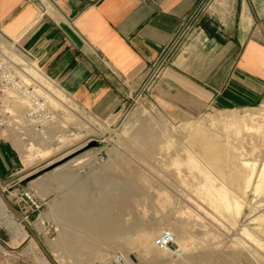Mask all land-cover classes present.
<instances>
[{
	"label": "rangeland",
	"instance_id": "1",
	"mask_svg": "<svg viewBox=\"0 0 264 264\" xmlns=\"http://www.w3.org/2000/svg\"><path fill=\"white\" fill-rule=\"evenodd\" d=\"M9 47L14 50L12 60L20 65L15 70L17 73H23V70L28 68L26 62L32 61L10 43ZM0 49L3 51L1 46ZM13 55L19 56V59ZM157 81L148 92L134 97L131 104L108 120L94 117L66 95L67 103L64 102L63 107L56 112L57 117L65 124H61L49 142L42 146L37 143L30 149L29 140H22L19 133L9 131L8 139L14 143L18 153L19 175L16 180L6 183L0 180V194L5 190L4 197L27 219L24 223L11 209L8 211L7 215H13L18 223L16 231L15 227H10L6 212L0 207V264H54L50 257L56 264H78L79 258L70 259L57 246L59 242L56 241L60 238L64 223L56 219L54 213L57 210H54V206L58 209L67 201L68 194L79 186L85 187V192L90 198L86 202L94 203L105 193L107 186L115 184L112 182L116 179L120 181L122 177V184L124 181L132 182L139 189L134 192L138 197L134 195L135 198L129 201L126 207L128 209L123 213L124 221L128 222L127 226H135L133 229L129 226V231L116 240L104 243L95 241V245L83 251L80 260L83 264H111L113 255L118 253L130 254L131 264H141L143 257L152 255L172 260L164 264H261L256 255L258 252L264 257V250L260 246L257 247L255 241L247 238L243 231L244 228L249 229L255 238L264 242V234L260 229L262 227L259 226L261 223L253 221L264 211V206H260L264 203V189L256 192L257 194L254 193V188L249 189L246 194L242 189L246 176L252 171L250 165L248 167L244 162L258 163L259 170L264 166V111L259 119L262 125L260 129L244 130L240 135H236L233 129L227 128L226 123L231 121L228 115L237 112L243 116L246 111L258 108L264 101L243 109L210 110L187 118L175 113L169 105L159 104L150 98ZM149 116L162 124L169 123V128H173L174 124L177 127L188 122L201 124L209 134L216 137L222 148V162L219 168H211L210 171L213 177L219 179L216 180L218 185L225 184L231 189L233 196L246 195L248 202L237 220L224 218L198 195L203 178L197 170L193 171L186 165H182V168L173 165V149L168 147V150L165 145L168 144V137L161 136L158 141L154 140L153 153L146 152V148L141 146L145 140L135 134L142 124L151 122ZM224 126L225 130H230L225 132ZM182 129H172L171 133L180 134L181 138L178 135L174 140L179 145L180 158L184 159L183 149L188 147L189 143L187 130ZM93 143L95 146H91ZM42 148H50V153L41 154ZM143 148L145 153L142 152ZM195 150L198 154L201 151L199 147H195ZM200 158L204 164L206 160ZM62 172L70 173V182H63L62 176L60 177ZM102 172L107 175L104 176ZM127 176L136 177L128 181ZM26 190L31 191L43 203L41 210L35 212L22 201V193ZM166 194L171 198L170 207L169 204L165 205ZM170 229H185L193 237L186 248L179 246L183 250L181 256L159 251L154 245V239L164 231H171ZM149 233H152L153 237L147 245L138 243V240L146 239ZM132 241H137L133 247L130 245ZM239 242L248 244L249 246L245 245L248 248L244 249ZM62 254L66 256L61 258Z\"/></svg>",
	"mask_w": 264,
	"mask_h": 264
},
{
	"label": "crops",
	"instance_id": "2",
	"mask_svg": "<svg viewBox=\"0 0 264 264\" xmlns=\"http://www.w3.org/2000/svg\"><path fill=\"white\" fill-rule=\"evenodd\" d=\"M179 34L153 101L187 118L264 101V0H0V39L100 120L132 103ZM8 138L0 133L5 183L19 175Z\"/></svg>",
	"mask_w": 264,
	"mask_h": 264
},
{
	"label": "bare ground",
	"instance_id": "3",
	"mask_svg": "<svg viewBox=\"0 0 264 264\" xmlns=\"http://www.w3.org/2000/svg\"><path fill=\"white\" fill-rule=\"evenodd\" d=\"M9 43H10V45H12L13 48L16 49L14 42H9L6 40H1L0 46L3 49V53L5 52L6 53L5 55L10 60H12V54L14 53V50L10 49ZM10 54H11V56H10ZM13 56L16 57L17 59H19V56H17V55H13ZM26 64L28 65V68L25 71L32 74L37 80H39L42 84H44L52 92L51 94L48 95V102L52 106V108H54V110H53L54 119H53L52 126L48 130V136L46 139L39 137L31 129L24 127V125H22L21 122H20L21 125L18 124L13 128H7V129L3 130L2 133L8 134L9 131H14L15 133H19L18 135L21 136L20 139L29 140V142H30L29 146H30V149H32L34 147V145L37 143L39 144V146H42V145L48 143L50 138L54 134V132H56L59 129L60 125L65 124L62 120H60L57 117L56 112L61 107H63L64 102H66L67 99H66V93H64L59 87L57 88L56 84H54L51 80H49L43 74V72L40 70L41 67L39 68V66L37 65L38 63L32 61V62H28V63L26 62ZM17 74L21 78H23L24 80L29 81V79L26 77V75L24 73L18 72ZM27 106H28V102L26 100L17 98L15 95H13L11 93H9L8 96L6 97V110L13 115H20V117H21L25 113ZM262 111H264V103L261 104V106H259L258 108H254L249 112L246 111V114L243 116L238 114L237 112H234L230 116L229 115L227 116L229 118V120H231L230 122L226 123L227 128L233 129L234 132L236 133V135H240L244 130H253L256 128L260 129V128H262V125L260 124L259 119L262 118V115H263L261 113ZM17 118H18V116H17ZM151 119H150V121H151L150 123L142 124L139 127V129L137 130V133L135 134V135L139 136V138L141 137L142 139L145 140L143 142V144H141V146L146 148L145 149L146 152H148L150 154L153 153L154 147H155L153 144L154 140L159 139V137H161V136L168 137L169 138L167 141L168 144H165V145H166L167 149H168V147H169V149L170 148L173 149L172 150V152H173V156H172L173 165H175L176 167H181V168H182V165H186L189 169H191L193 171L195 169L199 172V174H201L203 180L200 183L201 186L199 188L200 190H198V193H199L198 195H200L201 198L205 199L207 201V203H209L210 207H212L213 210H215V212H218L221 216H224V218H227L230 221L232 218L235 221L236 218L241 216L245 210V207L248 204V202L246 201V195L242 196V197L231 195L232 194V192L230 191L231 189L229 190V188H227V186L223 183L218 185L216 183V180H219V179H216L217 178L216 176L213 177L212 172L210 171L211 168H219L221 165V162H222V157H221V153H220V152H222V148H221V144L216 139V137L213 136L212 134H209L207 132V129L204 126H202L201 124L197 125V124H194L192 122H188L183 126L179 125L177 127L175 126V124L174 125L172 124L173 128H169V126H168L169 123L166 124V122H165V124H162V123L156 121V119H152V120ZM71 121H74V120H71ZM134 127H135V125H134ZM182 127H183V129L187 130V140L189 143L188 147H185L184 149L182 148L185 153H183L181 151L183 154H185L184 159L180 158V154H179L180 148L178 149L179 145L176 142V140H174V139H177L178 135H179L178 137H180V134L178 133V135H176V134L171 133V132H173L172 129L173 130H175L177 128L182 129ZM225 127L226 126H224V130H225ZM226 130H225V132L229 131L228 129H226ZM180 140H182V139H180ZM182 143H183V141H182ZM184 143L186 144L185 141H184ZM138 146H139V144H138ZM181 146H183V145L181 144ZM195 147H199L201 149L199 154L195 150ZM141 148H140V150H141ZM144 148L142 149V152H143ZM40 153L43 155L48 154V153H50V148H42L40 150ZM143 153H145V152H143ZM200 157H202L204 160H206V162L204 164L201 163ZM28 162H29V159H27V163ZM257 164L258 163H253V162L251 164V163H248V161L244 162V165H246L248 167L250 165V167L252 169V171L250 170L251 173L248 174L245 178L244 188L242 189L245 194L251 188L255 189L254 193H256V192L259 193V191L261 192V190L264 189V166H261L262 169L259 170V169H257L258 168ZM107 169H108V167H107ZM112 170L114 171L115 169L112 168ZM112 170H111V172H112ZM106 171L107 170H105V172ZM193 171H191V172H193ZM108 172H109V170H108ZM122 173L123 172H121V174ZM123 174H125V173H123ZM103 175H104V173H103ZM105 175H107V174L105 173ZM125 175H127V174H125ZM61 176H62L63 182L64 181L70 182L72 179L70 173H68V172H62L60 174V177ZM117 176H118V174H117ZM109 177H111V175ZM127 177H129V176H127ZM127 177H126V179L128 181H130L132 178L134 179V177H136V176H133L132 178L129 177L130 179ZM105 179L107 180V178H105ZM122 179H123V177H122ZM122 179H120V181L116 179L115 182L114 181L112 182L115 184H112L109 187L107 186V188H106L107 191L105 190V193L102 194L101 198L94 203L90 204L89 202H86L90 198H88V195L85 192V187L79 188L80 187L79 186L77 190H74L68 194L69 196H68L67 201H65V203L61 202L62 204L60 203L61 206H59L58 209L55 208L57 206H54V210L55 211L57 210V211L54 213L52 210V212L55 214L56 219L59 222L64 223V225H62L61 234L59 235L60 238L58 239V241H56V242H59L57 246H59L61 248V252L63 251L66 255H68L70 257V259H72V258L78 259L79 258L78 264H80V262H81L80 260H81V256L83 254V251L86 248H91L93 245H95V241L100 240V243H104V242H109L113 239L116 240V238L122 237L125 233H127V231H129L128 230L129 226L131 228L135 226V224L133 226H132V224L127 226L128 222L124 221V219H123L124 214L123 213H124V210L128 209L126 207L129 204V201L132 198H135L134 192L136 190H139V189H137V187L134 186L135 184L132 182L127 183L126 181H124V184H122V182H123ZM108 181H110V180H108ZM184 181H186V180H184ZM130 184H132V185L130 186ZM106 185H109V184H106ZM4 191L5 190H3L2 194H0V207H2L3 210L6 212L7 222L10 225V227H15L16 231H18V228H17L18 223L16 222L13 215H7L8 211L11 208L9 206V201L4 197ZM243 192L241 195H243ZM163 194H165V193L163 192ZM135 196H137V194ZM164 200H165V205L167 206L169 204L168 207H170L171 198L168 194L165 195ZM160 204H161V202L159 203V205ZM261 205L264 206V203L260 204V206ZM132 206H133V204H132ZM260 214L261 215L257 214L258 216L255 217L253 219V221H257V222L261 223V224H259V226L261 225L262 228H260V229H262V233L264 234V211H263V213H260ZM136 222H132V223H136ZM138 222L140 223V221H138ZM24 223H26V219H25ZM18 227H21V226H18ZM136 227H138V226H136ZM170 230L174 234L176 245L178 247L180 246V248H186L187 243L193 238L185 229H182L180 231H177L174 229H170ZM260 232H261V230H260ZM262 233H259V234L262 235ZM243 234L247 238L255 241V243L258 244L257 247L260 246L261 249L264 250L263 240H260V238L259 239L255 238V236L251 233V231L249 229L244 228ZM91 237H96V238H91ZM152 237H153V234L149 233L147 235L146 239L144 238V239H141L140 241L138 240V243H140L141 245H147V243L150 242L149 240ZM155 240H156V238L154 239V242H155ZM239 243L241 245H243L244 249L248 248L245 245L249 246L248 244L244 245V242H239ZM128 244H129V242H128ZM136 244H137V241H132V243L130 245L133 247ZM130 245H128V246H130ZM150 245H152V244H150ZM146 247H148V246H146ZM150 248H152V247H150ZM130 249H131V247H130ZM254 251H256V250H254ZM64 255L62 254L61 258H64L66 256V255L65 256ZM124 257L131 264L132 259H131L130 255L128 256L126 254V255H124ZM256 257L261 264H264V257L261 254H259L257 252ZM153 259H155V258H153Z\"/></svg>",
	"mask_w": 264,
	"mask_h": 264
},
{
	"label": "built area",
	"instance_id": "4",
	"mask_svg": "<svg viewBox=\"0 0 264 264\" xmlns=\"http://www.w3.org/2000/svg\"><path fill=\"white\" fill-rule=\"evenodd\" d=\"M181 38L182 34H179L159 57L141 93L138 94L139 96L148 92L160 78L165 67L170 64ZM18 66L20 65L10 60L0 49V133L7 128H13L22 123L24 127L31 129L39 137L46 139L54 119L53 108L48 102V95L52 92L25 70H23V73L29 81L21 78L15 70ZM9 93L28 102L26 111L21 117L20 115H13L6 110V97ZM21 199L35 212L43 207V203L31 191H24ZM154 245L159 251L176 254L177 256L183 255V251L176 245L174 234L171 231L160 233ZM111 264H128V261L123 254L118 253L113 255Z\"/></svg>",
	"mask_w": 264,
	"mask_h": 264
},
{
	"label": "water",
	"instance_id": "5",
	"mask_svg": "<svg viewBox=\"0 0 264 264\" xmlns=\"http://www.w3.org/2000/svg\"><path fill=\"white\" fill-rule=\"evenodd\" d=\"M91 146H95V143H93ZM9 206H10V208L12 209V211H14V213H16V214L18 215L19 219H20L22 222H24V221H25V217H24V215H22V213H21L18 209L14 208L10 203H9ZM48 256H49V255H48ZM50 259L52 260V262H53L54 264H56L55 261H54L51 257H50Z\"/></svg>",
	"mask_w": 264,
	"mask_h": 264
}]
</instances>
